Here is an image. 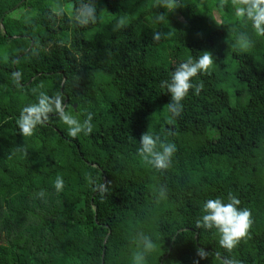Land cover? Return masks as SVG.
Masks as SVG:
<instances>
[{"label":"trees","instance_id":"16d2710c","mask_svg":"<svg viewBox=\"0 0 264 264\" xmlns=\"http://www.w3.org/2000/svg\"><path fill=\"white\" fill-rule=\"evenodd\" d=\"M80 2L0 0V264H133L138 232L157 244L145 264H220L215 255L200 259L197 248L264 264V37L235 17L230 0L222 9L219 0H183L155 25L150 18L166 10L154 0H95L98 22L86 26L72 19ZM122 15L129 24L114 31ZM168 30L170 40L152 39ZM240 32L253 41L247 52L238 47ZM203 51L215 57L193 79L204 88L189 91L182 116L169 124L171 94L160 82ZM17 70L20 87L11 79ZM41 83L49 95L62 91L80 119L92 112L93 132L73 139L52 116L22 136L15 121ZM169 128L176 134L164 138L177 152L158 172L137 149L147 130ZM85 173L111 182L103 199ZM58 174L62 192L54 188ZM161 185L167 198L157 202ZM229 192L254 220L231 254L214 229L195 228L203 203L227 202Z\"/></svg>","mask_w":264,"mask_h":264},{"label":"clouds","instance_id":"9594fccd","mask_svg":"<svg viewBox=\"0 0 264 264\" xmlns=\"http://www.w3.org/2000/svg\"><path fill=\"white\" fill-rule=\"evenodd\" d=\"M229 3V0H219V7L222 9ZM234 10L235 17L245 24H250L255 35L264 37V0H230ZM154 7L162 8L165 12H159L151 19L152 24H162L167 19V13L174 12L178 8L185 7L183 0H154ZM63 8L57 11V15H62ZM72 19L81 26L95 24L98 22L97 4L95 0H81L79 6L73 11ZM32 17L25 16V23H31ZM129 24L127 15L119 16L116 19L114 31L125 28ZM175 35L174 31H154L152 39L155 42L161 40H170ZM237 44L241 51H249L254 47L252 39L247 32H240L237 35ZM39 46L37 45V48ZM215 63V57L210 51H203L199 56L193 58L188 56L183 62L175 67L169 79L162 80L160 87L166 89L171 94V101L164 106L168 113L167 121L172 124L173 121L182 116L184 105L183 101L188 96L189 91L194 89L195 95H200L204 88L202 82L193 83V79L201 73H208ZM11 79L13 83L20 87L23 80V73L19 70L12 72ZM44 85L38 84L32 88V93L36 96V102L27 104L19 113L15 123L19 132L24 137L35 135L38 127L46 125L52 116L67 126V135L73 139L81 134L88 136L93 132V113L86 112L84 118L80 119L74 115L68 103H65L66 96L62 91H56L49 95L42 91ZM176 133L172 128L161 135L152 131L144 132L139 141L137 155L140 160L158 172L168 170L173 163V157L177 152L175 143L164 137L174 136ZM17 151L27 155V149L23 146ZM86 180L92 185L93 192H98L103 199L109 192L111 182H98V178L93 177L91 173H85ZM57 192H62L65 188V181L61 175H57L54 183ZM41 198L44 192L38 194ZM167 198V188L161 185L157 189V202ZM240 199L229 192L227 202L222 198L208 199L203 203L202 215L196 219L195 228L204 230H215L218 234V244L221 249L231 254L241 243L250 238V230L254 220L252 211L240 207ZM137 246V251L133 254V264H145L146 258L157 251V244L153 238L144 232H138L133 237ZM197 256L200 259H206L215 255L220 264H243V262L233 255H222L219 250L214 253L206 252L203 248H197ZM199 264V261H194Z\"/></svg>","mask_w":264,"mask_h":264},{"label":"water","instance_id":"95a60500","mask_svg":"<svg viewBox=\"0 0 264 264\" xmlns=\"http://www.w3.org/2000/svg\"><path fill=\"white\" fill-rule=\"evenodd\" d=\"M1 21H2V19H0V24H1ZM1 26H2V24H1ZM33 45V42H31L30 43V45H29V47H28V49L27 50H29L30 48H31V46ZM64 79V78H63ZM66 101H67V99L65 100V103H66ZM181 229H179L177 232H179ZM195 237L197 238V233H195Z\"/></svg>","mask_w":264,"mask_h":264}]
</instances>
